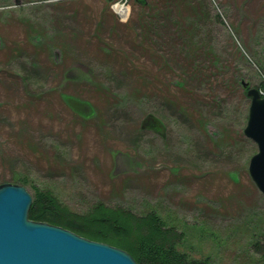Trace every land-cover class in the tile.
Returning <instances> with one entry per match:
<instances>
[{"label": "rangeland", "instance_id": "374dc122", "mask_svg": "<svg viewBox=\"0 0 264 264\" xmlns=\"http://www.w3.org/2000/svg\"><path fill=\"white\" fill-rule=\"evenodd\" d=\"M262 77L264 0H0V187L154 213L191 259L264 264L241 86Z\"/></svg>", "mask_w": 264, "mask_h": 264}, {"label": "water", "instance_id": "95a60500", "mask_svg": "<svg viewBox=\"0 0 264 264\" xmlns=\"http://www.w3.org/2000/svg\"><path fill=\"white\" fill-rule=\"evenodd\" d=\"M241 86L249 99L243 134L257 151L248 161V173L264 196V97L246 83ZM31 199L23 187H0V264H136L122 250L29 221Z\"/></svg>", "mask_w": 264, "mask_h": 264}, {"label": "trees", "instance_id": "16d2710c", "mask_svg": "<svg viewBox=\"0 0 264 264\" xmlns=\"http://www.w3.org/2000/svg\"><path fill=\"white\" fill-rule=\"evenodd\" d=\"M262 78L255 89L264 95V77ZM148 125L153 127L150 122ZM156 125L159 126L157 121ZM10 181L18 187L29 186L21 176H12ZM31 198L27 215L29 221L56 226L86 240L122 250L136 264H209L208 259L197 261L187 253H182L178 248L182 235L167 227L154 213L137 218L131 213L106 209L99 204L90 214L80 216L61 206L46 191H35ZM252 249L264 259V243H256L252 245Z\"/></svg>", "mask_w": 264, "mask_h": 264}, {"label": "bare ground", "instance_id": "6f19581e", "mask_svg": "<svg viewBox=\"0 0 264 264\" xmlns=\"http://www.w3.org/2000/svg\"><path fill=\"white\" fill-rule=\"evenodd\" d=\"M119 11H120V14L125 15V9H124V8L121 7V9H119ZM246 84H247V83H246ZM257 90H258V89H257ZM258 92H259V91H258ZM259 94H260L261 97H264V95H262V93L259 92Z\"/></svg>", "mask_w": 264, "mask_h": 264}]
</instances>
